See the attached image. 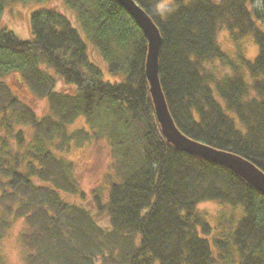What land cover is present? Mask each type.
<instances>
[{
    "label": "trees",
    "instance_id": "16d2710c",
    "mask_svg": "<svg viewBox=\"0 0 264 264\" xmlns=\"http://www.w3.org/2000/svg\"><path fill=\"white\" fill-rule=\"evenodd\" d=\"M19 1L47 0H0V19ZM58 1L120 80H103L54 9L31 13L30 41L0 30V240L21 220L26 264H264V197L167 144L139 28L114 0ZM133 1L159 30L158 79L175 127L264 173V0H174L162 10L163 0ZM221 30L235 43L231 58L216 41ZM247 37L257 46L252 62L238 47ZM213 62L230 73L215 76ZM23 92L46 113L38 116ZM100 140L113 157L108 194L93 199L106 231L63 198L84 199L65 155ZM207 203L228 208L214 224L199 208Z\"/></svg>",
    "mask_w": 264,
    "mask_h": 264
},
{
    "label": "rangeland",
    "instance_id": "374dc122",
    "mask_svg": "<svg viewBox=\"0 0 264 264\" xmlns=\"http://www.w3.org/2000/svg\"><path fill=\"white\" fill-rule=\"evenodd\" d=\"M173 1L174 0H163L158 9L162 10L172 4ZM252 8L257 9L258 5L254 4ZM43 9H54L67 18L71 26L78 32L82 41L86 44V54L89 62L95 66L97 65L101 70L103 80L111 83H118L120 79L108 74L109 72L107 71L106 64L99 57L97 50L95 51L92 45L87 41L85 33L82 32L75 15L66 9L58 0H47L44 2L31 1V3L19 1L7 5L0 19V30L6 29L13 33L20 41H30L32 39L30 15L35 11H42ZM244 40H246L245 43L240 42V46L238 47L243 53L242 57L252 62L256 57L255 55H257V46H255L252 37H247ZM216 41L228 57L231 58L234 56L233 54L236 48L235 43L232 42L226 31H219L216 35ZM207 67L214 69L215 76L218 77L230 73L229 67L221 62H213L212 65H208ZM21 94L22 99H24V101L26 100L31 109H33L38 116H42L46 113L47 108L44 101H36V99H33V97L25 92ZM82 123V120L78 121L74 125V128L82 126ZM111 156L110 146L103 140L98 142L91 141L79 149H72L65 155L66 160H70L74 165L75 178L80 189L83 191L84 199L80 200L78 197L64 196V200L88 210L93 215V220H95L98 227L105 231L110 227L108 219L103 213H97L94 210L93 199L95 193L101 194L104 198L108 194V182L106 177L113 169V157ZM199 208L203 213L209 215L212 224H214L222 214H226L224 210L228 209L211 203L203 204ZM23 230V221H15L12 223L11 228L5 236L0 240V259H2L5 264H26V252L20 243V234Z\"/></svg>",
    "mask_w": 264,
    "mask_h": 264
},
{
    "label": "water",
    "instance_id": "95a60500",
    "mask_svg": "<svg viewBox=\"0 0 264 264\" xmlns=\"http://www.w3.org/2000/svg\"><path fill=\"white\" fill-rule=\"evenodd\" d=\"M130 17L147 41L148 52L145 62V77L149 87L151 103L154 108L160 134L178 152L196 157L205 163L224 168L240 178L248 186L264 197V174L255 165L237 155L218 151L193 142L185 137L172 123L167 105L161 92L158 79V55L162 45L159 32L147 15L140 10L133 0H114Z\"/></svg>",
    "mask_w": 264,
    "mask_h": 264
},
{
    "label": "bare ground",
    "instance_id": "6f19581e",
    "mask_svg": "<svg viewBox=\"0 0 264 264\" xmlns=\"http://www.w3.org/2000/svg\"><path fill=\"white\" fill-rule=\"evenodd\" d=\"M136 4V3H135ZM137 5V4H136ZM140 8V7H139ZM142 10V9H140ZM143 11V10H142ZM144 12V11H143ZM145 13V12H144ZM146 14V13H145ZM147 15V14H146ZM147 17L150 19V21L152 22V24L156 27V30L158 29L157 26L153 23V21L151 20V18L147 15ZM136 25V24H135ZM140 30V29H139ZM159 32V30H157ZM160 35V34H159ZM162 41V40H161ZM147 42V41H146ZM147 46H148V43H147ZM147 52H148V49H147ZM146 57H147V54H146Z\"/></svg>",
    "mask_w": 264,
    "mask_h": 264
}]
</instances>
